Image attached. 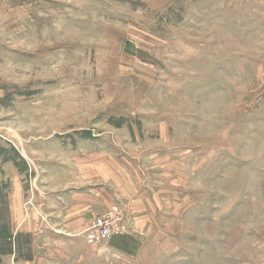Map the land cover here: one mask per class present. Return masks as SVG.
<instances>
[{
    "label": "rangeland",
    "instance_id": "obj_1",
    "mask_svg": "<svg viewBox=\"0 0 264 264\" xmlns=\"http://www.w3.org/2000/svg\"><path fill=\"white\" fill-rule=\"evenodd\" d=\"M59 261L264 264V0H0V264Z\"/></svg>",
    "mask_w": 264,
    "mask_h": 264
},
{
    "label": "built area",
    "instance_id": "obj_2",
    "mask_svg": "<svg viewBox=\"0 0 264 264\" xmlns=\"http://www.w3.org/2000/svg\"><path fill=\"white\" fill-rule=\"evenodd\" d=\"M114 218L105 214L97 216L94 223L89 228L88 239L95 241L103 237H110L113 234Z\"/></svg>",
    "mask_w": 264,
    "mask_h": 264
},
{
    "label": "crops",
    "instance_id": "obj_3",
    "mask_svg": "<svg viewBox=\"0 0 264 264\" xmlns=\"http://www.w3.org/2000/svg\"><path fill=\"white\" fill-rule=\"evenodd\" d=\"M75 204L73 203V206H74ZM87 219V218H86ZM86 221V220H85ZM84 221V222H85ZM57 261V260H56ZM15 264H16V262H15ZM17 264H27L26 262H17ZM56 264H63L62 263V261H59V262H56Z\"/></svg>",
    "mask_w": 264,
    "mask_h": 264
}]
</instances>
